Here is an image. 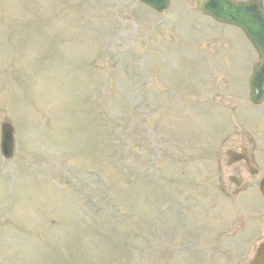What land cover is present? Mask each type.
I'll use <instances>...</instances> for the list:
<instances>
[{"label": "rangeland", "instance_id": "rangeland-1", "mask_svg": "<svg viewBox=\"0 0 264 264\" xmlns=\"http://www.w3.org/2000/svg\"><path fill=\"white\" fill-rule=\"evenodd\" d=\"M171 1L172 9L158 15L138 0H0V123L14 119L18 132L13 158L0 157V164L10 162L19 174L0 178V214L14 217L9 229L0 221V246L15 254L12 248L22 244L14 259L1 248L0 264H188L209 231L218 245L197 264H249V249L238 258L227 216L165 227L180 209L228 207L216 203L219 194L208 191L215 180L192 162L210 140L193 147L197 131L211 126L199 105L209 79L183 54L167 70L155 65L176 39L169 38L176 30L171 23L181 27L189 17L206 25L195 14L196 0ZM42 3L49 21L41 15L29 25ZM46 36H57L50 55ZM232 37L222 38L246 47ZM16 38L31 44L21 50ZM234 90L242 96L245 84L236 82ZM174 103L184 104V113L171 139L174 120L161 119L159 111ZM170 244L174 251L161 254Z\"/></svg>", "mask_w": 264, "mask_h": 264}, {"label": "water", "instance_id": "water-1", "mask_svg": "<svg viewBox=\"0 0 264 264\" xmlns=\"http://www.w3.org/2000/svg\"><path fill=\"white\" fill-rule=\"evenodd\" d=\"M142 3L148 4L158 9H164L167 5V0H140ZM259 0H255L252 4H239L231 0H204L198 3L201 12H206L207 15L230 24H236L242 27L247 38H264V11L259 7V13L255 18H247V11L251 5L258 6ZM261 25L258 26L255 23ZM4 138L2 141V153L4 157H9L12 153V142L10 139L11 131L9 128H4Z\"/></svg>", "mask_w": 264, "mask_h": 264}]
</instances>
